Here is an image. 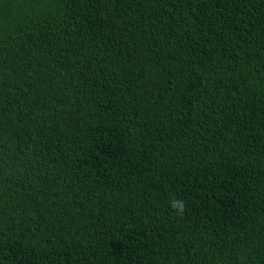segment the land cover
Wrapping results in <instances>:
<instances>
[{
  "label": "trees",
  "instance_id": "trees-1",
  "mask_svg": "<svg viewBox=\"0 0 264 264\" xmlns=\"http://www.w3.org/2000/svg\"><path fill=\"white\" fill-rule=\"evenodd\" d=\"M0 264H264V0H0Z\"/></svg>",
  "mask_w": 264,
  "mask_h": 264
},
{
  "label": "clouds",
  "instance_id": "clouds-1",
  "mask_svg": "<svg viewBox=\"0 0 264 264\" xmlns=\"http://www.w3.org/2000/svg\"><path fill=\"white\" fill-rule=\"evenodd\" d=\"M179 206V208H180V210L182 211L183 210V202L182 201H173V203H172V207L173 208H176V207H178Z\"/></svg>",
  "mask_w": 264,
  "mask_h": 264
}]
</instances>
